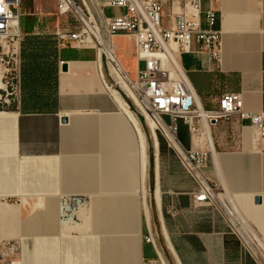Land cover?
Here are the masks:
<instances>
[{"label": "crops", "instance_id": "crops-1", "mask_svg": "<svg viewBox=\"0 0 264 264\" xmlns=\"http://www.w3.org/2000/svg\"><path fill=\"white\" fill-rule=\"evenodd\" d=\"M210 6L222 31L220 61L194 37L192 52L180 55L182 67L205 108L217 107L224 91H236L246 109L264 110V0L203 1L204 11ZM34 16L23 13L24 36L49 33L57 41L60 25L45 27L42 15ZM122 35L127 37H116ZM130 43L135 64L128 57L121 63L135 77L139 66ZM57 53V109L22 112L20 100L13 111L21 117L0 125V197L22 204L15 207L20 234L5 238L18 247L19 264H144L157 258L145 240L148 217L181 264H254L213 206H194L196 183L178 157L164 144L156 155L142 120L103 77L95 49L57 41ZM180 127L187 146V128L182 122ZM212 136L218 156L209 157L205 173L218 201L231 206L239 225L264 244V139L249 120L235 119L218 121ZM63 194L87 198L66 220Z\"/></svg>", "mask_w": 264, "mask_h": 264}, {"label": "built area", "instance_id": "built-area-1", "mask_svg": "<svg viewBox=\"0 0 264 264\" xmlns=\"http://www.w3.org/2000/svg\"><path fill=\"white\" fill-rule=\"evenodd\" d=\"M203 1L56 0L57 14L72 23L57 27L54 34L59 45L93 48L98 56L101 55L106 78L112 88L125 95L127 105L133 107L136 115L145 122L156 155L160 145H166L195 181L194 206H213L224 217L252 262L264 264L263 242L239 225L237 213L231 206L218 201L216 185L205 173L213 154L207 131L213 139L212 126L218 121L235 119L241 123L249 120L257 137L264 139V110L246 109L243 94L236 91H224L213 109H207L201 103L181 65L180 55L192 52L195 37L202 50L220 61L222 31L218 12L212 6L204 11ZM166 5H169L168 10ZM22 6L23 0H0V108L3 109L16 107L21 100ZM108 7L124 9V12L106 15ZM166 18L172 21L171 25L166 23ZM120 33L132 42L133 55L139 66L135 77L125 68L120 73L135 100L123 90L122 78L115 71L118 61L111 57L110 50L114 49L109 39L112 41ZM142 62L145 64L143 69L140 68ZM148 119L153 127L148 124ZM180 122L187 128V146L180 139ZM86 203L87 198L83 195L61 197V219L70 218ZM176 212L173 207L168 210L172 217ZM146 228L145 240L153 245L157 258L144 264H171L167 255L171 252L168 237L150 217ZM2 260L4 264H19L16 244L0 238V262Z\"/></svg>", "mask_w": 264, "mask_h": 264}, {"label": "trees", "instance_id": "trees-1", "mask_svg": "<svg viewBox=\"0 0 264 264\" xmlns=\"http://www.w3.org/2000/svg\"><path fill=\"white\" fill-rule=\"evenodd\" d=\"M41 21L45 27L50 25L48 16H42ZM21 52V111L40 113L56 110L58 107L56 39L49 33L39 36L25 35L21 43Z\"/></svg>", "mask_w": 264, "mask_h": 264}, {"label": "rangeland", "instance_id": "rangeland-1", "mask_svg": "<svg viewBox=\"0 0 264 264\" xmlns=\"http://www.w3.org/2000/svg\"><path fill=\"white\" fill-rule=\"evenodd\" d=\"M98 1H103V0H98ZM22 10H23V13H25V15H29V16H34V15L46 16L47 15L49 18V21H50L49 24L51 25V27L58 26V25H60V27H66L70 25V23H72V21L68 20L66 17L64 16L62 17L57 14L56 0H23ZM116 10L117 9H114V8H106L105 14L112 15L114 14V12H116ZM122 12H124V9H122ZM115 48L117 50V53L121 61H123L125 58L128 57L132 60L133 63L135 62L129 56L130 51H131V43L128 37H125L124 35H122L121 37H118V36L116 37L115 35ZM144 66L145 64L144 62H142L140 65L141 69H143ZM0 74H1V70H0ZM14 109H15V106L10 109L0 108V111L5 110L9 112V111H13ZM142 122H143L144 128L146 129V132L149 137L148 128L145 125V122L143 120ZM180 139L182 143L186 146L187 140L185 141L183 137H180ZM16 207H20V206L18 205ZM16 215L13 216L12 213H4L3 211L0 210V238L4 236L6 233H8L11 238H17V234H20L19 228L18 226H16L17 225ZM167 255H168V258L171 264H176L175 258L169 251L167 252Z\"/></svg>", "mask_w": 264, "mask_h": 264}, {"label": "bare ground", "instance_id": "bare-ground-1", "mask_svg": "<svg viewBox=\"0 0 264 264\" xmlns=\"http://www.w3.org/2000/svg\"><path fill=\"white\" fill-rule=\"evenodd\" d=\"M109 43L110 44H112L113 45V49L114 50H110V52L112 53V56L111 57H114V59H117V61H118V63L117 64H115V71H117V73H118V75L120 76V78H122L121 77V75H120V73H121V71H123V69L125 68L124 66H123V64L121 63V60H120V57H119V55H118V53H117V50H116V48H115V38H113L112 39V41H111V39H109ZM116 53V54H114L113 55V53ZM105 63H104V60H103V58L101 57V55H99L98 56V65H99V67H100V65L103 67V65H104ZM105 76V74H103V77ZM104 81H105V83H106V80L104 79ZM121 81V83H122V88H123V90H125L126 91V93L128 94V96L130 97V98H132V99H134L135 100V98H134V95H133V93L129 90V88H128V85H127V83L125 82V81H123V78H122V80H120ZM106 85H107V87H109L110 85H109V83H106ZM111 89L112 90H116V89H114V88H112L111 87ZM127 104V103H126ZM128 109V108H127ZM141 113L142 114H144V115H146V113L142 110L141 111ZM18 118V117H21L20 115H18V114H16V111H9V112H7V111H0V125L6 120V119H8V118ZM26 118H29V116H26ZM146 118H148V116L146 115ZM134 122V121H133ZM148 124H150V126H152L153 127V123L148 119ZM208 132V134H206V137H207V139H208V143H209V145H211V148H212V150H213V152H214V155H215V157H217L218 156V153L214 150V146H213V139L211 138V134H210V132H209V130L207 131ZM152 133H153V135H154V132L152 131ZM142 141V140H141ZM156 143V142H155ZM143 146H142V148H144V143L142 144ZM156 148H157V146H156ZM141 153V152H140ZM142 158V161H143V163H144V159H145V157H141ZM158 158L159 157H156V163H157V169L159 168L158 167V163H159V161H158ZM218 165V164H217ZM159 181V174L157 173V186H158V182ZM67 195H70V194H63V195H61V197H64V196H67ZM83 196H85V195H83ZM142 196H143V199H146V188H145V186H143L142 187ZM160 198V197H159ZM0 210L1 211H3L4 213H12L13 214V216L14 215H16L17 214V208H15L16 206H18L19 204H16V203H14V204H12V203H10V202H8V201H6L4 198H2V197H0ZM24 199L26 200L27 198L26 197H24ZM2 200H4V201H2ZM22 201H23V199H22ZM38 202H40V201H38ZM28 203V202H27ZM22 205V204H21ZM21 205H19V206H21ZM147 207V206H146ZM234 210V209H233ZM19 211V210H18ZM86 212V211H85ZM235 212V211H234ZM16 217H18L17 215H16ZM18 219V218H17ZM19 221V220H18ZM4 235V234H3ZM18 235L19 234H17V237H18ZM2 236V235H1ZM2 239H5V238H11L10 237V235L8 234V233H6L4 236H2L1 237ZM168 245H169V248L171 249V250H173L172 249V247H171V243L168 241ZM264 245V244H263ZM173 254H174V252H172ZM177 262H178V264H181V262H180V260L178 259V257H177Z\"/></svg>", "mask_w": 264, "mask_h": 264}, {"label": "water", "instance_id": "water-1", "mask_svg": "<svg viewBox=\"0 0 264 264\" xmlns=\"http://www.w3.org/2000/svg\"><path fill=\"white\" fill-rule=\"evenodd\" d=\"M62 70H64V71L67 70V64L66 63H63ZM62 120H63V122H66L67 121V118L64 117ZM255 202L256 203H262V197L261 196H256L255 197Z\"/></svg>", "mask_w": 264, "mask_h": 264}]
</instances>
